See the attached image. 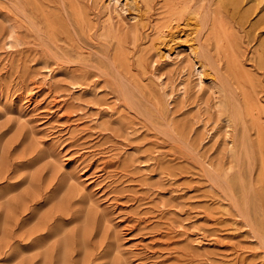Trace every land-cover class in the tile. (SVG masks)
Instances as JSON below:
<instances>
[{"label":"rangeland","instance_id":"374dc122","mask_svg":"<svg viewBox=\"0 0 264 264\" xmlns=\"http://www.w3.org/2000/svg\"><path fill=\"white\" fill-rule=\"evenodd\" d=\"M185 1L169 17L171 0H127L119 17L102 0H0V264H41L62 236L36 245L60 228L69 264H264L210 166H232L235 198L262 239L264 182L240 126L220 120L226 95L207 92L211 77L225 82L233 50L264 101V0ZM214 10L230 38L219 52ZM159 28L162 52L193 43L206 87L178 69L185 49L177 65L158 58ZM161 86L173 89L170 104ZM180 123L184 132L170 130Z\"/></svg>","mask_w":264,"mask_h":264},{"label":"bare ground","instance_id":"6f19581e","mask_svg":"<svg viewBox=\"0 0 264 264\" xmlns=\"http://www.w3.org/2000/svg\"><path fill=\"white\" fill-rule=\"evenodd\" d=\"M185 0H171L168 4V16L172 17L177 13L182 11V7L178 5ZM243 0H233L232 4L238 6ZM186 2V1H185ZM104 7L109 11L110 6H112L113 10L116 14L120 17L124 15L126 17V11L128 6L131 4L127 3V0H102ZM76 18L78 21H82V9L80 8V3L76 1ZM109 8V9H108ZM133 20L135 16L131 17ZM194 18V17H192ZM211 27H212V38L215 43V48L219 52L224 46L229 47V35L226 31V26L224 21L222 20V12L214 10L213 15L211 17ZM157 32L160 34L157 37V40L152 42V47L155 50V54L160 59H164L169 61L171 65H177L180 58H178L179 54L182 53V49L186 51L187 57V65L185 67H179L178 69L181 72H185L188 68L190 70L188 73L192 76H195V85L198 89H202L206 87L204 83V76H205V64L202 62L200 57L197 54L196 49L193 46V43H175L173 49L176 51V56L171 55V52L168 50L167 52H162L160 50V43H162L166 34H164V30L156 29ZM113 38H117L118 45H121V41L118 39L116 34L110 33ZM184 34L188 35V33L184 32ZM188 40V39H186ZM187 42V41H186ZM184 47V48H182ZM226 49V48H225ZM227 50V49H226ZM119 53V52H118ZM121 55V52H120ZM259 64L264 66V55L259 54ZM240 64L237 59V55L235 52L229 51L226 55V80L221 84L215 83L212 79V83L207 87V92L211 94H215L216 92H223L226 97L224 99H218L219 107L221 108L220 111L221 118L220 120L225 122V126L232 127V126H240L241 129V140H240V149L243 155H248L249 153L253 154L250 156L256 159L258 165V182H264V101H261L258 97V90L256 89L255 81L250 76H239ZM209 77V78H210ZM50 80L46 81L45 84L48 85ZM179 84V82L177 83ZM234 85V89L239 91V95L237 98L233 97L232 94L229 97L228 94L234 92L232 90V86ZM162 93L165 97H168L167 104H170L172 101V91L173 89H169L168 87L161 86ZM33 105V103H29L28 107ZM27 107V105H26ZM158 112H160L159 106L156 107ZM186 124H172L170 125V130L173 132H184ZM230 141V140H229ZM234 142L233 140L231 141ZM230 154L233 158H235L234 152V145L231 144L229 148ZM232 167V166H231ZM231 167L228 168H214L212 165L210 169L215 172L216 176L221 178L227 185L229 190V197L233 202L237 215L240 216L245 225L248 227L249 232L257 238L260 244L264 246V239L260 238L256 232V229L253 225L247 220L244 207L242 208L241 204L235 198V184L234 180H231L228 177V172ZM243 206H247L245 202ZM62 236V239L56 243V247L52 253H47L44 258L42 259L41 264H48L50 263L51 259L55 258L56 264H69V255H70V247H71V239L70 236L65 235V230L63 228L57 229V231L53 232L49 237H47L44 242H40L36 245L35 248H43L47 245V243L51 240H57L58 237ZM84 243V242H83ZM86 249V245L84 243V253ZM85 255L84 261L90 258V254Z\"/></svg>","mask_w":264,"mask_h":264}]
</instances>
